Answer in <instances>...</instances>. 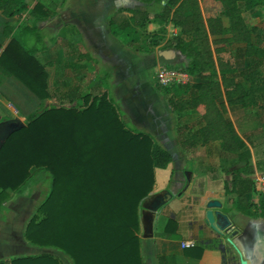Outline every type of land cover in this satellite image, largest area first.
<instances>
[{
    "label": "trees",
    "instance_id": "obj_1",
    "mask_svg": "<svg viewBox=\"0 0 264 264\" xmlns=\"http://www.w3.org/2000/svg\"><path fill=\"white\" fill-rule=\"evenodd\" d=\"M143 1L147 8L135 11V19L158 21L161 33L168 23L178 29L164 48L183 52L182 65L193 79L173 87L174 95L183 98L177 109L205 111L202 126L184 135L183 145L221 140L226 150L243 148L245 141L225 116L226 105L219 106L217 99L226 95L229 103L249 107L258 106L264 95V45L259 27L244 16L245 11L264 10V0ZM152 5L159 7L152 10ZM27 7V0H0L6 17L20 15ZM52 8L51 1L39 0L30 13L35 21L48 19L56 14ZM4 35L11 39L0 53V73L17 77L42 98L49 96V72L36 51L8 22ZM171 161V154L150 135L128 128L104 97L70 108L46 107L0 148V215L10 192H22L36 171L46 169L52 186L38 207L41 216L32 217L26 227L32 244L61 248L74 264H143L141 202L152 190L155 169ZM248 166L244 169L250 171ZM249 189L236 184L233 192ZM238 208L242 210L241 204ZM258 213L264 216V199ZM0 264L64 263L45 251Z\"/></svg>",
    "mask_w": 264,
    "mask_h": 264
},
{
    "label": "crops",
    "instance_id": "obj_2",
    "mask_svg": "<svg viewBox=\"0 0 264 264\" xmlns=\"http://www.w3.org/2000/svg\"><path fill=\"white\" fill-rule=\"evenodd\" d=\"M38 1L27 0V9L17 16L0 11V53L11 39L4 35L8 22L49 72L50 95L42 98L17 77L0 73V121L26 123L46 107L70 108L106 98L128 128L150 135L172 156L166 168L155 169L152 190L141 202L142 218L143 201L154 204L157 196L172 195L154 214L152 237L144 236L141 219L143 264H241V253L249 264H264V216L258 213L264 196L254 187V174L264 171V95L258 106L249 107L229 103L226 95L217 99L219 106L226 105L225 116L245 141L243 148L226 150L221 140H189L184 146V135L200 129L205 111H179L177 102L183 98L153 79L161 66L158 53L170 34L178 33L176 27L165 24L166 33H161L158 21L135 19V11L147 8L143 0H49L55 16L35 21L30 9ZM247 164L250 171L244 169ZM235 182L249 191L233 192ZM212 199L222 204L215 211L233 219L232 230L240 229L234 238L240 253L228 234L206 222ZM190 240L196 245L184 247Z\"/></svg>",
    "mask_w": 264,
    "mask_h": 264
},
{
    "label": "rangeland",
    "instance_id": "obj_3",
    "mask_svg": "<svg viewBox=\"0 0 264 264\" xmlns=\"http://www.w3.org/2000/svg\"><path fill=\"white\" fill-rule=\"evenodd\" d=\"M244 16L249 24L259 27L260 40L264 45V10L262 8L260 10L259 8L245 11ZM172 34H170L168 40L174 36ZM166 38L167 36L164 39L153 40L152 44L156 45L159 41L165 40ZM231 47L235 48L236 44L232 43ZM153 79H155L154 75ZM51 186V172L42 169L34 173L22 192H10V197L5 202L6 208L3 214L0 215V261L52 251V254L55 255L58 261L64 264H74L70 258L71 255L63 249H44L32 244L26 238V227L32 217L35 215L41 216L37 210L48 196Z\"/></svg>",
    "mask_w": 264,
    "mask_h": 264
},
{
    "label": "water",
    "instance_id": "obj_4",
    "mask_svg": "<svg viewBox=\"0 0 264 264\" xmlns=\"http://www.w3.org/2000/svg\"><path fill=\"white\" fill-rule=\"evenodd\" d=\"M158 56V64H183L185 62V56L181 50L176 48H164L159 53ZM25 126V122L17 119L10 118L0 121V148L5 142V140L16 130ZM171 194L159 195L157 196L154 204H148L147 201H143L142 207V224L144 228V236L152 237L154 234V218L155 212L158 211L167 200L171 198ZM221 202L217 199H212L207 203L208 210L206 212V222L218 233L228 234L229 241L238 249L234 238L241 233L240 229L237 228L232 230L233 227V219L219 211H215V207H221ZM222 215V219H218V215ZM241 264H249V261L245 256L241 253Z\"/></svg>",
    "mask_w": 264,
    "mask_h": 264
},
{
    "label": "built area",
    "instance_id": "obj_5",
    "mask_svg": "<svg viewBox=\"0 0 264 264\" xmlns=\"http://www.w3.org/2000/svg\"><path fill=\"white\" fill-rule=\"evenodd\" d=\"M174 33V35H176ZM156 82L162 88H173L175 86H182L192 81V75L180 64H164L161 65L154 74ZM1 102V93H0ZM11 107L12 104H10ZM16 112H18L16 110ZM254 187L256 191L264 196V171H259L254 174ZM196 242L193 240L184 241L183 246H194Z\"/></svg>",
    "mask_w": 264,
    "mask_h": 264
},
{
    "label": "flooded vegetation",
    "instance_id": "obj_6",
    "mask_svg": "<svg viewBox=\"0 0 264 264\" xmlns=\"http://www.w3.org/2000/svg\"><path fill=\"white\" fill-rule=\"evenodd\" d=\"M168 48H171V47H168ZM175 48V47H174ZM177 49V48H176ZM179 50V49H178Z\"/></svg>",
    "mask_w": 264,
    "mask_h": 264
}]
</instances>
